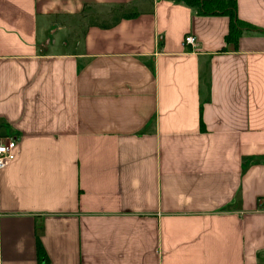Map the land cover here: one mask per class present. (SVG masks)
Listing matches in <instances>:
<instances>
[{
  "label": "crops",
  "instance_id": "1",
  "mask_svg": "<svg viewBox=\"0 0 264 264\" xmlns=\"http://www.w3.org/2000/svg\"><path fill=\"white\" fill-rule=\"evenodd\" d=\"M236 3L228 42L183 2L0 0V264L38 239L47 264H264V0Z\"/></svg>",
  "mask_w": 264,
  "mask_h": 264
},
{
  "label": "trees",
  "instance_id": "2",
  "mask_svg": "<svg viewBox=\"0 0 264 264\" xmlns=\"http://www.w3.org/2000/svg\"><path fill=\"white\" fill-rule=\"evenodd\" d=\"M183 2L187 5L197 6L203 14L222 13L230 16V31L227 35L228 42H237L246 24L237 17L236 0H171ZM38 252L40 264H47L48 257L41 241L38 239ZM44 259V261L42 260Z\"/></svg>",
  "mask_w": 264,
  "mask_h": 264
},
{
  "label": "built area",
  "instance_id": "3",
  "mask_svg": "<svg viewBox=\"0 0 264 264\" xmlns=\"http://www.w3.org/2000/svg\"><path fill=\"white\" fill-rule=\"evenodd\" d=\"M184 42L187 46L196 47L197 37L189 33L185 36ZM18 143L19 138L15 135L0 137V169H4L15 159Z\"/></svg>",
  "mask_w": 264,
  "mask_h": 264
},
{
  "label": "rangeland",
  "instance_id": "4",
  "mask_svg": "<svg viewBox=\"0 0 264 264\" xmlns=\"http://www.w3.org/2000/svg\"><path fill=\"white\" fill-rule=\"evenodd\" d=\"M89 10H92V9H89ZM118 11L121 12L122 14H124V13H127L129 11V9H127L126 7H119ZM92 17L94 19L98 18L99 20H102V16H100L98 13L97 14L93 13Z\"/></svg>",
  "mask_w": 264,
  "mask_h": 264
}]
</instances>
